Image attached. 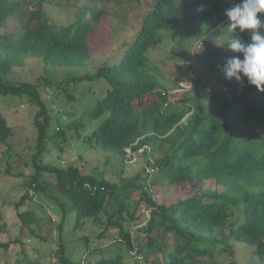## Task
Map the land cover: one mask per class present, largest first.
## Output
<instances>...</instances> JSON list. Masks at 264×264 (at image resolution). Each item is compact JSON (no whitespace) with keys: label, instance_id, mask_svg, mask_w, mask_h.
Wrapping results in <instances>:
<instances>
[{"label":"trees","instance_id":"trees-1","mask_svg":"<svg viewBox=\"0 0 264 264\" xmlns=\"http://www.w3.org/2000/svg\"><path fill=\"white\" fill-rule=\"evenodd\" d=\"M46 1L0 0V25L18 13L23 19L17 37L0 36V49L5 54L0 60L3 74L9 75L15 67H23L29 58L61 68L84 67L92 59L91 37L98 30L96 24L104 12L96 13L93 22L53 27L43 8ZM236 4L231 0H153L151 13L141 30L117 60L94 74L71 78L81 82L104 80L109 85L88 112L91 123L83 124L84 132L78 131L84 144L124 160L128 148L139 150L151 144L163 148V156L155 160L159 171L152 182L153 190L143 184L141 195L143 207L154 209L152 217L149 221L146 218L137 221V226L146 222L147 254H162V264H214L218 256L232 250V241L255 246L257 255L264 258V140L240 141L233 133L239 107L242 108L240 120L264 124V102L256 98L264 92L248 82L238 86L227 81V90L218 94L214 108L191 98L173 102L161 86L153 64L154 52L159 49L170 48L168 56L180 61L184 53L179 46L198 30L204 34L203 27L207 31L196 43L212 66L241 55L226 47L234 36L244 42L250 39L247 32L227 29L230 21L225 10ZM40 81L42 77L34 82L12 84L0 78V94L26 95L37 108L33 121L38 135L33 158L35 173L28 185L34 193H46L49 188L43 178L50 175L56 187V195L50 197L56 199L61 195L73 205L77 229L83 220L100 219L118 187L98 180L76 165L62 169L41 162L49 142L52 117L40 91ZM63 83L57 84L59 90L63 89ZM47 84L51 85L48 81ZM148 122L150 132L146 128ZM63 133L60 129L56 135ZM12 136L13 129L0 107V145L7 146L9 151ZM208 180L216 181L217 189L213 193L205 189ZM167 185L173 191L171 202L154 198L164 194ZM33 199L34 195L26 192L16 208ZM129 211L121 203L109 216L107 227L118 228L121 241L132 251L133 232L127 229L125 214L131 220L135 218ZM18 217L23 236L17 241L21 242L28 234H36L33 225L39 219L32 210L21 211ZM63 226L64 221L59 226L62 232ZM169 235L173 236L172 240H168ZM82 239L89 245L88 238ZM58 258L62 264H72L64 250ZM91 264H125V257L116 254Z\"/></svg>","mask_w":264,"mask_h":264},{"label":"rangeland","instance_id":"rangeland-1","mask_svg":"<svg viewBox=\"0 0 264 264\" xmlns=\"http://www.w3.org/2000/svg\"><path fill=\"white\" fill-rule=\"evenodd\" d=\"M25 3L28 0H23ZM187 2L192 0H185ZM232 4L241 0H231ZM153 0H112L108 3H93L90 0H47L44 11L49 25L64 27L82 21L93 22L96 13L103 11L101 21L96 24L98 30L92 35L91 43L94 51L92 59L84 67H56L46 65L41 59L29 58L23 67H15L9 75L0 72V78L12 84L34 82L42 77L40 84L44 100L49 107L52 123L49 129V142L41 162L66 169L76 165L98 180L110 182L118 187L116 196L106 205V211L99 220L86 219L79 228H75L76 215L73 205L61 195L54 196L56 187L50 175H44L43 181L48 185L46 193H34L28 183L35 173L33 158L37 147V130L33 123L37 108L31 105L26 95L0 94V107L13 129L11 150L0 145V264H62L58 256L64 250L72 264H91L102 257L121 254L125 264H162V254H147L148 231L144 226H137V221L145 220L144 202L141 201L143 184L146 185L144 166L148 155L141 152L136 163H128L124 159L115 158L90 148L78 137L84 132L83 124H90L88 112L103 97L109 85L104 81H72L71 78L94 74L97 69L112 63L119 58L139 33L145 18L151 13ZM25 9V8H24ZM23 9V12H24ZM22 15L18 13L4 25H0V36L12 34L17 37L22 31ZM204 34L206 28L203 27ZM200 30L194 32L189 41L179 46L184 53L180 61L168 56L169 50L159 49L154 52V70L162 87L173 98H191L202 100L209 108H214L218 94L227 90V79L222 71L225 62L212 66L207 60L205 51L196 43L203 35ZM172 41H171V43ZM174 48V47H171ZM5 54L0 49V60ZM168 59V60H166ZM196 80L190 90L183 84L190 83V72ZM66 79H70L65 81ZM47 81L51 83L49 86ZM63 83V89L57 84ZM236 85H244L235 79L228 81ZM66 92L68 94H66ZM70 96L72 97L70 99ZM264 102L263 96L257 95ZM242 108L235 112L236 121L233 127L234 136L240 141L260 143L264 140V124H247L240 120ZM76 125L80 126L76 128ZM150 132V122L146 126ZM63 134L56 135L58 131ZM79 131V132H78ZM152 157L161 158L164 151L156 144H151ZM149 189V188H148ZM205 189L214 192L217 189L215 180L205 182ZM153 189H151L152 191ZM34 195L33 201H27L20 209L16 204L26 194ZM173 191L167 185L165 193L154 198L161 202H171ZM173 201V200H172ZM123 203L134 214L135 220L126 213L127 229L132 231L133 241L137 245L144 260L138 261L127 244L121 241L118 228L107 227V221ZM32 210L39 222L33 225L35 233L28 234L21 242L22 223L18 213ZM64 221V231L59 229ZM82 238H88L89 245ZM173 236L169 235L168 240ZM232 250L217 257L214 264H264V258L256 253L255 246L244 242L230 243ZM147 255L149 258L147 259Z\"/></svg>","mask_w":264,"mask_h":264},{"label":"clouds","instance_id":"clouds-1","mask_svg":"<svg viewBox=\"0 0 264 264\" xmlns=\"http://www.w3.org/2000/svg\"><path fill=\"white\" fill-rule=\"evenodd\" d=\"M202 11V9H198ZM231 32H247V42L234 36L227 42V49L241 55L229 58L222 71L228 81L242 82L264 92V0H241L225 10Z\"/></svg>","mask_w":264,"mask_h":264},{"label":"built area","instance_id":"built-area-1","mask_svg":"<svg viewBox=\"0 0 264 264\" xmlns=\"http://www.w3.org/2000/svg\"><path fill=\"white\" fill-rule=\"evenodd\" d=\"M190 83L183 84L184 88L186 90H190L193 87V83L196 80V75L194 74L193 71L190 72ZM141 152L147 153L148 160L144 166V174H145V179H146V186L150 190L152 189V182L154 177L159 171V167L155 162V159L152 157V147L150 145H147L139 150H133V148H128L126 150V161L128 163H136L138 161V156ZM154 209L151 207L144 208L143 213L147 216L146 220L149 221L152 217ZM146 225V222L140 225V227ZM133 238V236H132ZM131 254L138 260L141 261L143 259L142 254L139 252V249L137 245L133 241V249L131 251Z\"/></svg>","mask_w":264,"mask_h":264}]
</instances>
